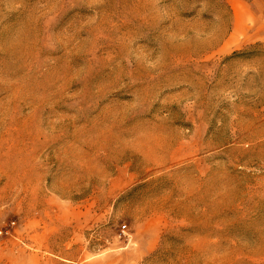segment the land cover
<instances>
[{
    "label": "rangeland",
    "instance_id": "1",
    "mask_svg": "<svg viewBox=\"0 0 264 264\" xmlns=\"http://www.w3.org/2000/svg\"><path fill=\"white\" fill-rule=\"evenodd\" d=\"M79 247L264 264V0H0V248Z\"/></svg>",
    "mask_w": 264,
    "mask_h": 264
},
{
    "label": "crops",
    "instance_id": "2",
    "mask_svg": "<svg viewBox=\"0 0 264 264\" xmlns=\"http://www.w3.org/2000/svg\"><path fill=\"white\" fill-rule=\"evenodd\" d=\"M72 253V254H71ZM67 256H62L60 260L62 262L58 264H82L81 263V248L71 249L70 252L67 253ZM77 254V260H76ZM73 255V259L71 258ZM12 259L15 261H21V263H13ZM51 262L50 259L44 257V255L34 254V253H21L19 251H14L10 248L2 249L0 248V264H49Z\"/></svg>",
    "mask_w": 264,
    "mask_h": 264
},
{
    "label": "bare ground",
    "instance_id": "3",
    "mask_svg": "<svg viewBox=\"0 0 264 264\" xmlns=\"http://www.w3.org/2000/svg\"><path fill=\"white\" fill-rule=\"evenodd\" d=\"M240 23H241L240 16H238L237 14H234L233 31H232V36H231V39H233V40L236 39V37L239 33Z\"/></svg>",
    "mask_w": 264,
    "mask_h": 264
}]
</instances>
